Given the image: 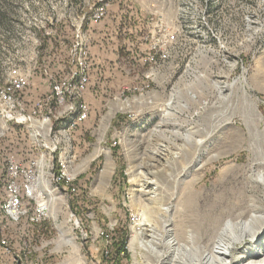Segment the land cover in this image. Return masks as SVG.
<instances>
[{"label": "rangeland", "instance_id": "obj_1", "mask_svg": "<svg viewBox=\"0 0 264 264\" xmlns=\"http://www.w3.org/2000/svg\"><path fill=\"white\" fill-rule=\"evenodd\" d=\"M95 1L0 0V89L7 83L12 70L24 74L25 83L29 84L26 88L24 84L16 96L17 99L21 98L23 105L20 107L25 112H30L39 101L44 104L45 94L52 90L51 83L56 82L48 81L42 67L45 66V74L58 77V84L62 86L68 81L72 68H77L74 57L78 54L85 56L82 62L86 70L88 35L92 63L85 94L90 115L75 131H70V141L62 137L57 126L60 120L72 118L77 112V102L73 97L67 98L69 105L66 109L61 106L57 108L53 102L49 104L51 111L56 110L52 114L51 124L55 126L49 139L39 144L31 140L27 128L21 125L16 127L12 121L4 124L5 117L0 116V203L6 197L8 185L6 156L14 155L25 163L45 151L43 146L47 145L54 169V152H57V156L59 154L58 150L52 149L57 145L63 151L61 158L68 161L66 165H69L71 175H67L68 180L77 188L80 201L87 207L82 212H75L69 205L68 193L61 188L54 190L53 183L49 185L51 194L56 198L52 206L55 217L50 218L48 224L54 230L55 226H64L71 232L70 236L77 235L75 241L78 245L73 246L74 249L62 247L61 252L53 256L54 262L106 264L102 258L104 243L99 239L95 245H91L87 238L94 237V227L114 232L117 226L116 237L124 230L126 232L127 256H122L117 263L110 259L108 264H156V259L136 244L133 251L129 249L130 237L142 216L157 222L148 210L150 199L159 198L160 191L169 193L176 187L178 191L181 181L184 186L198 173L197 169L208 153L229 150L230 156L227 158L210 160L204 168H200L201 179L194 186L200 207L193 218L196 228L203 234L202 243L206 244L226 221L225 210H229L232 197L236 195L228 184L223 198L219 199L222 196L217 181L220 170L231 164H240L243 176L252 173L249 163L253 157L247 144L243 142L235 150L231 147L236 137L234 134L246 131L244 118L251 113L256 118L260 117L258 128H264V0H116L106 16L93 24V12L106 7L109 0ZM122 10H126L130 18L122 14ZM159 12L165 13L163 16L166 20L174 17L177 32L167 37L164 50L149 66L128 63L129 50L135 47L146 49L149 45L148 41L140 40V35L147 32L148 27L149 30H156L152 22ZM145 17L148 27L145 21L142 22ZM68 18H81L78 23L81 33L74 36V26L65 23L66 26L57 28L58 34L52 38L54 23L67 21ZM73 36L74 49L65 50L67 41L73 40ZM59 38L63 39L62 48L57 42ZM35 52H38L36 56ZM36 64L37 68L34 69ZM242 64L247 72L238 83H233V76L239 74ZM128 86L130 88H123ZM227 94L242 96L238 103L235 97L231 103L215 102L218 95ZM81 100L84 102V94ZM211 104H215L214 108L220 114L234 111L235 115L229 122L217 120L223 123V127L206 139L204 147L208 153H204V156L202 151L201 157H194V152H191L194 149L190 147L185 156L188 165L181 172L173 146L179 140L174 134H184L196 124L207 127V130L210 118L205 113ZM162 105L161 110L157 108ZM198 112L203 115H196ZM59 113L62 116H58ZM134 113L133 119L127 118ZM54 116H58L57 121ZM159 119L166 123H157ZM227 135L230 142L225 140ZM51 141L55 145L48 144ZM114 152L117 153L115 156ZM154 152L160 154L155 155ZM104 169L106 173H103ZM117 169L122 176L114 182ZM140 171L147 172V177H143L145 173L140 175ZM177 177L178 180L174 182L173 178ZM260 184L256 182L252 189L246 188V195L263 200L264 185ZM70 210L76 214L83 235L73 230L72 223L66 221V214ZM180 218L185 222V227L190 224ZM210 219L212 222H209ZM213 219L217 223H213ZM9 221V217L0 209L1 239L9 240L11 234L10 244L17 251L23 248L22 237L18 225L9 224ZM54 230H51V235L38 236L37 244H32L30 248L44 244L48 237L55 234ZM260 238L263 245L264 233ZM245 247L255 248L251 244ZM109 250L110 246L108 254ZM166 264H169V259Z\"/></svg>", "mask_w": 264, "mask_h": 264}, {"label": "bare ground", "instance_id": "obj_2", "mask_svg": "<svg viewBox=\"0 0 264 264\" xmlns=\"http://www.w3.org/2000/svg\"><path fill=\"white\" fill-rule=\"evenodd\" d=\"M78 33H81L79 27ZM78 33H76V35ZM35 53L36 56L38 52ZM74 58L76 59L78 66L77 68H72L70 77L63 86L58 84V87L60 88L59 97L47 95L44 104H41L40 101L35 103L30 112H25L24 109L18 105L16 100V95L22 90L26 82L25 75L16 69L12 70L7 83L0 89V110L9 106V111L2 113V116L5 117L4 120H11L12 124L16 125V127L21 125L27 128L32 137L31 140L36 141L39 144L41 141H46L47 138L49 139L55 126L51 124L53 122L52 114L56 112V110L54 112L51 111L49 104L53 102V104L57 105V108H60L61 106V108L66 109L69 105V103L66 102L67 98L73 97L77 102V112L72 118L67 117V119L63 121L60 120L59 125H56L58 127V132L62 137L65 140H69V133L73 130L71 125H76L79 121L83 120L85 113V103L81 100V95L83 94L82 84L86 77L85 65L82 62L84 61L85 56L78 54ZM51 85L52 90H54L56 88V82H52ZM231 85L232 84L228 85V87ZM240 96L242 95L227 94L218 95V97L214 98L216 103L222 101L231 103L235 97V100L238 103ZM209 107L210 109L205 113L210 118V127L207 130H205L207 127L202 128L196 124L190 127L184 134L179 132L174 134V137L180 141L173 146L177 151L176 163L180 166L181 172H184L188 165L185 156L190 150V147H193L194 149L191 151L194 152V157H198L199 155L201 157L202 151L204 156V153H208V150L204 147L206 139H208L209 136H212L219 127H223V123L220 122H229V120H232L231 118L235 115L234 111L229 112V114L223 112L221 114L218 113L214 108L216 107L215 104H211ZM232 108H234V106ZM60 115L61 114L59 113L58 116ZM196 115L200 116L203 114L198 112ZM58 116H54L56 117L55 121H57ZM218 119L221 121L218 122ZM259 120L260 117L256 118L255 114L251 113L244 118L243 123H245L246 131L244 133L238 132L234 134L236 137L233 139L231 149H237L239 144L243 142L247 144L246 146H248V150L253 157L252 161L249 163L252 173L243 176L241 173L242 166L240 164L228 165L224 169L222 168L220 173L218 172L219 179L217 181L221 187L220 193H222V196H220L219 199L223 198L225 194L224 191L228 184L229 188L236 192V195L232 197L233 201H231L232 204L230 203L231 207L229 206V210H225V213H227L226 221L221 224V226L215 231L213 237L209 238L206 244L202 243L203 234H200V230L196 228L195 219L193 218L196 217L200 207L198 199H196L198 198V194L195 191L194 186L197 185V180L201 179L200 171H202V169L200 168H204L206 163L210 160L227 158L230 156L229 150H225V152L219 150L216 152H210V154L208 153V155L204 156L202 163L199 165V168L197 169V171L199 170L198 173H195L184 186H182L184 182L181 181L179 183L178 191L177 187L174 191L169 193L160 191L158 193L160 194L159 198L150 199L148 210L151 211L152 217L156 218L157 222H152L149 218L142 216L136 223V226L138 227L135 228L134 233L132 232L130 237L129 249L133 251V245L136 244L139 248L153 256L156 259V264H166L168 259L169 264H234L236 262H240L239 264H264V253H262V251H264V244L262 245L260 242L262 240L260 236L264 233V189L262 192L263 200H260L254 195H246V191L252 189L256 182L264 185V128H258ZM161 121L162 119H159L157 123H160ZM164 123L166 122H161V124ZM206 131L208 132L207 134ZM160 135L161 134H159V136ZM225 140L230 142V136H225ZM43 147L46 150L38 153L34 159H31L30 166H33V190L41 196L40 211L43 212V220L48 223L50 218L55 217L52 206L54 199L56 198L51 194V188H49V185L53 183L54 190L58 191V188H61L66 193L74 191L75 188L68 180V176H71L68 172L69 165H66L68 161H66L65 158H61L63 155L61 148L56 145L54 146V149H52V151L58 150L59 154L57 156V152H55V164L53 169V163H51L52 159L49 158L50 152L48 151V148L50 147L47 145ZM46 151L48 152V157L46 156ZM154 154L158 155L160 153L154 152ZM108 168L109 165L106 169ZM258 169L260 170L257 172ZM106 171L107 170L104 169L103 173H106ZM144 173L141 171L139 172L142 176ZM146 173L143 177H147ZM75 175L76 174H74V176ZM140 175L137 177H140ZM164 178L167 179V177ZM228 178H230V180H228ZM173 180L176 182L178 177L173 178ZM246 188H248V190H246ZM193 194L194 197H192ZM58 199L60 198L58 197ZM161 205H165V207H161ZM261 207H263L262 211L260 210ZM0 209L7 217H9L11 222H18V219L24 215V204H17V206H15L14 198H12L10 194V187L8 185L6 187V197L3 202L0 203ZM73 214L74 221L67 219V216L65 219L72 223L73 230H77L83 235L79 220L74 212ZM180 217L189 221L190 224L185 227V222H183ZM209 222H212V219H210ZM213 223H217V220L213 219ZM158 225L159 227H157ZM50 227L54 230L53 226L50 225ZM54 231L55 234L57 233L55 238L54 234L51 240L44 242V244L37 247L29 248L25 253H23V248L17 250L9 257V260L5 264H44L45 261L53 258L56 253L61 252L62 247H78L77 241H75L77 235L70 236L71 232H69L68 229L66 230L64 226H57V228L55 226ZM105 232L106 230L101 229L100 227H94V237H90V239L87 238V240L91 245H95L97 240L100 239L104 243L103 247H105ZM87 240L84 242H88ZM1 241L9 240L2 238ZM247 244H251V246L255 248H246L245 246ZM52 247H58L60 250L54 252L51 250ZM10 251H15L11 244ZM0 264H2L1 261Z\"/></svg>", "mask_w": 264, "mask_h": 264}, {"label": "built area", "instance_id": "obj_3", "mask_svg": "<svg viewBox=\"0 0 264 264\" xmlns=\"http://www.w3.org/2000/svg\"><path fill=\"white\" fill-rule=\"evenodd\" d=\"M116 0H109L106 7H100L99 12H93L94 14V23H99L108 13L110 6ZM97 2V0L95 1ZM91 10V5H90ZM122 14L127 15L128 13L126 10H122ZM129 14H137V13H129ZM156 20L152 22L155 26L156 30H149L148 27V20L142 18V22L147 24L148 30L147 32L141 33L140 40L148 41L146 49H141L139 47H135V49L129 50L128 54V63H137L140 65L149 66L153 59H158L160 52L164 50V47L167 43V37L173 35L177 32V24H174V17L170 20H166L163 16L164 12H159ZM174 14V12H173ZM132 15V17H133ZM128 18H130L128 16ZM137 18V16H134ZM81 18H68L67 21H60V23H54V32L52 33V38L58 34V27L66 26L65 23H68V26H74V36L78 33V23L80 22ZM151 23V22H150ZM92 24V25H93ZM140 33V28H138V34ZM44 35V34H38ZM74 36L73 40H68L67 45L65 46L66 49H74ZM63 39L59 38V48H62L63 44L61 43ZM71 61V60H70ZM242 62V61H241ZM91 54H90V47H89V35L87 40V63H86V77L84 80L83 86V94H84V102H85V113L84 119L79 121L76 125H71V128L75 131V129L84 123L90 115V105L85 99V94L87 92V88L90 82V72H91ZM37 68V64L34 69ZM240 69L239 74L233 76V83H238L241 79H243L244 75L246 74V70ZM43 75L48 78V81H56V88L54 90H49L45 95H54V97H59L60 88L58 87V77L55 78L54 76H49L45 74V66L42 67ZM238 81V82H237ZM12 84V83H11ZM29 83H25V88ZM123 88H130L123 87ZM122 88V89H123ZM18 100V105H23L21 98L16 99ZM163 105L159 108L162 109ZM9 106L5 107V109L0 110V116L2 118V113L8 112ZM144 111V110H143ZM135 117V113L132 114L131 117H127L128 119H133ZM22 120V119H21ZM11 122V120H4V124ZM48 144H54V141L48 142ZM55 145V144H54ZM77 156V154H76ZM14 155H7L6 156V174H8V186L10 187V194L12 198H14V204H24V215L18 222H11L9 224H17L18 230L20 231V237H22V245H23V253L27 252L32 244H37V237L41 235H48L51 233V227L46 221L43 220V212L40 211V204H41V196L37 192L33 190V181H32V171L33 166H30V158L24 163L15 158ZM54 163H55V152H54ZM68 196L76 195L77 188L74 189L72 192H67ZM67 219L74 221V214L73 212H67ZM79 228V226H78ZM1 234H3V229H0V261L2 264H5L9 257L14 254L16 251H10V243H11V234L9 235V241H1ZM112 234L113 232H105V251L102 252L104 258H108V246L111 245L112 242ZM51 235V234H50ZM105 260V259H104ZM106 264L109 261L105 260ZM44 264H57L54 262L53 258L44 262Z\"/></svg>", "mask_w": 264, "mask_h": 264}, {"label": "trees", "instance_id": "obj_4", "mask_svg": "<svg viewBox=\"0 0 264 264\" xmlns=\"http://www.w3.org/2000/svg\"><path fill=\"white\" fill-rule=\"evenodd\" d=\"M2 23V17H0V24ZM117 153L114 152V156ZM120 168V167H119ZM122 176V172L120 170H116L114 177H113V181L116 182L118 180V178ZM81 196L78 195V193L76 195H72L69 198V205L71 207L72 210H74L75 212L78 211H83L87 206L84 205L83 202L80 201ZM114 232L112 234V242L110 245V250H109V254H108V258H104V255L102 254V258L103 259H107V261H109L110 259L113 260L115 263L120 262L122 256L126 255L127 256V248L125 245V238H126V232L124 230V232H122L120 234L119 237L115 236V233L117 232V226L114 228Z\"/></svg>", "mask_w": 264, "mask_h": 264}, {"label": "crops", "instance_id": "obj_5", "mask_svg": "<svg viewBox=\"0 0 264 264\" xmlns=\"http://www.w3.org/2000/svg\"><path fill=\"white\" fill-rule=\"evenodd\" d=\"M4 227H6V224L3 226V228H4ZM51 238H52V236L48 237V238L45 240V242L51 240ZM11 239H12V238H11ZM16 243H17V242H16ZM51 250L54 251V252H57V251H59L60 249H59L58 247H55V248L52 247Z\"/></svg>", "mask_w": 264, "mask_h": 264}]
</instances>
